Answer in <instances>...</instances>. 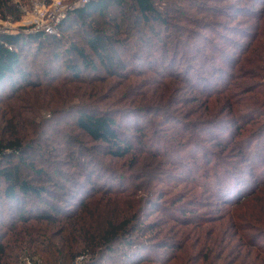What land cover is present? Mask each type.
Segmentation results:
<instances>
[{
    "label": "trees",
    "instance_id": "trees-1",
    "mask_svg": "<svg viewBox=\"0 0 264 264\" xmlns=\"http://www.w3.org/2000/svg\"><path fill=\"white\" fill-rule=\"evenodd\" d=\"M184 1L90 0L69 10L55 34L0 33V205L10 211L0 229V264H26L25 258L34 264H264V152L252 148L260 140L246 129L258 114L236 119L233 107L225 110L230 116L221 125L230 133L227 125L237 126L227 152L214 155L212 168L202 164V173L190 174V188L160 186L169 176L165 157L189 153L197 162L204 155L197 129L203 135V126H219L213 108L222 103L216 96L223 88H213L211 78L167 72L168 52L189 45L211 59L193 41L195 35L211 42L197 25L223 37L212 20L190 22ZM21 3L0 0V18L20 21ZM254 11L243 9L257 23L246 22L240 40H223L233 50L205 61L222 87L229 81L241 92L239 108L264 106V9ZM177 22L186 28L178 30ZM174 29L185 36L175 38ZM153 57L167 72L163 78L155 75ZM136 61L146 69L131 70ZM186 84L201 95H185ZM120 99L128 105L112 109ZM177 103L196 109L175 114ZM151 115L158 127L147 129ZM192 128L196 133L186 134ZM186 142L197 146L186 151ZM167 144L173 145L168 151ZM229 148L236 154L229 156ZM240 158L247 172L235 162ZM127 161V168L120 164ZM210 176L204 198L200 179ZM217 203V212L207 208Z\"/></svg>",
    "mask_w": 264,
    "mask_h": 264
},
{
    "label": "rangeland",
    "instance_id": "rangeland-1",
    "mask_svg": "<svg viewBox=\"0 0 264 264\" xmlns=\"http://www.w3.org/2000/svg\"><path fill=\"white\" fill-rule=\"evenodd\" d=\"M191 1H193V0H191ZM25 2H29V0H25ZM193 3H195V5H197L199 8L198 7L194 8V7L189 6L190 3L187 0L183 2L185 7H189V9L187 10V13L189 14V16L191 18V19H189L190 22H192L193 20L198 21L201 19H205V20H209V21L212 20V21L216 22L213 25V28L215 30H217V32H219V34L221 36H223L224 38L220 37L219 35L211 32L209 30L207 31L205 29H201V27L199 25L194 23L195 25H197V27L194 30H196V29L200 30L199 32L201 34H203V37L211 38V42H209V44H204V43H201V41H199L200 37L193 35V41L198 39V42L195 44H197L199 46V49H201L203 52H206V54H204V55H208L211 59H206L204 56L199 57L197 52H200V51H195V50L192 51L193 49H192L191 45H189L188 50H186V51L181 49V51H183V52H180V53L168 52V55L172 56V63H171V66H169L167 68V72L170 70H173L175 73H177V72L184 73L185 71H189L191 74L195 73V77L211 78L209 80V82H210V85L213 86V88H217L218 90L223 88V90L221 92L218 91V95L216 96V99L220 100V103L221 102L222 103L219 104L218 106H216L215 108H213L215 111L214 120L216 121V124H219V126L215 127L216 126L215 124L209 125V127L203 126L202 127L203 135L201 134L199 129H197L199 132L196 133L194 128L189 130L188 131L189 133H186V134H190L191 132H194L201 137L200 142H202V144H201L202 148L206 149L204 152V155H202V153H200L197 157V162H194L191 159V155L189 153H181V154L178 153L175 156L170 154L169 156L165 157L163 164H164V167L166 168L167 172L169 173V176L166 177V179H165V182L167 183V185H165V184L160 185L162 190H171V189L181 190L182 188H185V187L190 188L192 186L191 185L192 184L191 175H194L195 173H202L203 172V170H202L203 165L205 167L212 168V164L214 163V159H213L214 155L218 154L220 152H222V153L227 152L224 149V147H226L227 146L226 144H228V142H230V140H232V134H234L235 131L237 130V126L233 125V124L227 125V128L232 129V133H230L229 131L225 130L223 125H221V124H222L223 120H225L228 116H230L225 110H229L231 107H233V110L237 111L236 115L232 114L231 118L238 119L240 116L249 115V114H258L257 116H253V118L250 119L249 123L246 124V129H249V133L251 130H254L253 134H256V136H258V138L260 140L258 142H255L252 145V148L257 146L256 147L257 151H260V152L263 151L264 152V149H263L264 147H261V143L264 142V132L262 129L263 124H264V114H263L264 106L261 105L263 107H258L257 104L254 103L250 107L239 108V106H237V104H238L237 102L243 96L241 94V92H238V89H236L235 86L229 81L224 82V84H226V85L224 87H222V85H221V83H219L218 79L214 78L215 75H213L212 73L209 72V68H208L207 64L205 63V61L207 60V61H209V63L212 64L214 61L213 57L216 56V53H218V55L221 54V50L222 51L233 50L223 40H227V37H230V38L235 39V40H240L243 35H238V32L243 31L246 28L247 23L248 24L257 23L255 17H252L253 15H243L244 13H242V12H243L244 7L253 8L255 10L254 12H256V14L258 15V13H260L264 9V2H263V0H196V1H193ZM199 3H200V5H199ZM202 4H204V5L202 8H200V6H202ZM247 16H249V17H247ZM174 22H176V21H174ZM175 24H177L176 26H178L177 29L180 30L179 27L180 28H186L187 23L185 24L183 22H177ZM194 24L191 26H195ZM194 32H193V34H194ZM172 34L175 36V38H177L176 37L177 35L179 37L185 36L183 33L177 32L176 29L172 30ZM41 57H42V55H41ZM41 57H35V59L37 60L36 62L38 64H41V63L45 64L47 59H45V61H44ZM31 60H33V54L32 53L30 54V58L27 60V63L30 64ZM61 62H63L62 59L59 61V64H61ZM136 62L137 63H135V65L132 67L131 70H133L134 68H139L142 70L146 69V66H144V63H140L139 61H136ZM150 62L152 63L151 64L152 67L157 69V73H155V75H160L163 78L162 74H165V73L167 74V72H165V70H162V68H160L158 70V68L160 66L157 65V63L155 62V57L151 58ZM220 62L221 61H218V63L221 64V69H222V70H220V72L225 71V69H224L225 65H223ZM231 71L232 70H230V72ZM243 71L244 72L247 71V66L245 68H243ZM175 73H173V74H175ZM167 80H170V77H168L166 79V81ZM240 82H243V79H238L235 81L236 87ZM115 85L116 86L119 85L117 83V81H116ZM75 86L76 85H73V86L69 85L68 87L69 88H72V87L75 88ZM80 87H81V89L78 90V93L80 95H82L84 88L82 86H80ZM117 89L123 90L122 88H119V87H117ZM184 90L186 91L185 95H187L188 97H191V98H194L195 94L201 95L200 92H197V90L194 89L193 86L189 85V84H186V86H184ZM104 92L106 94H109V93L112 94L113 93L112 91H108V90H105ZM117 96L118 95L113 97L111 100L116 99ZM181 97H182V95L179 94L178 98H181ZM246 101L247 100H244L243 103H245ZM72 104L78 105V104H83V103H80L78 101V99H73ZM126 105H128V102L127 101L122 102V100H121L120 103L115 102L112 109L125 107ZM177 106H179V107L174 112L175 114H179V110H181V109L184 110V112H186V110H189L190 108H192L191 112H192V110L196 109V106L195 107H192V105L187 106L186 103L185 104L177 103ZM205 107H206V105H204L203 108H205ZM246 108H249V109H246ZM173 111H174V109H173ZM182 118H183V116H182ZM195 118H197V117H194V118L191 117L188 121L191 122L190 120L195 119ZM203 118L204 117H202V119ZM236 119H234V120H236ZM150 120L152 123H149L148 119L146 120L147 121V123H146L147 129H149L151 127L152 128L158 127L157 122L156 121L153 122V120H156V117L154 115H151ZM220 120H222V121H220ZM230 120H232V119H230ZM237 122L239 123V120ZM166 128L167 127H165V129ZM242 132H244V131L242 130ZM212 133L219 135V137L218 136L213 137ZM148 134L150 136L151 132ZM165 135L167 136V132H165ZM136 143H137V140H136ZM169 144H167V146ZM172 144L170 146H168L166 151H168L170 147H173ZM195 144L196 143H193V142H186L184 145V150L191 151L193 147L197 146ZM149 145H150V142H149ZM142 147L144 149L146 146L143 145ZM175 149L177 151H179V149H177V148H175ZM197 150H199V149H197ZM141 151H142V149H141ZM228 151H229V154H228L229 156H231L232 154H236V152H232L231 148H229ZM207 157H208V159H207ZM180 158L182 161H174V160H180ZM209 158L213 159L211 161L210 165H208V162H207V160H209ZM242 160H243L242 158L236 159L235 162H241L239 165L240 168L243 169L245 172H247L248 170H250V168L247 164H243ZM111 161L112 160L109 157L105 159V163L107 165H111ZM128 162L129 161H127L126 163L121 162L120 164L125 165V168H127ZM113 166H115L114 169L117 171V164L114 163ZM63 168H64V170H70L71 172H73V170L68 166H65ZM242 176H244V174H242ZM204 178H206V177H202L200 179L201 183L204 186V189L200 190L199 193L203 194V197L205 198L209 194V191L205 188L208 187V185L210 184V182L212 181V179L214 177L210 176V178H208L207 181H205ZM249 179L251 180L250 177H249ZM175 191L176 190H173V192H175ZM205 200L212 201L211 199H205ZM212 202H216V201L213 200ZM207 208H209V209L213 208V210L215 212H217L219 210V208H222V205H220L218 203L216 205L211 204L210 206H207ZM205 210H207V209H205ZM9 212L10 211L8 210V206L6 204H4L2 206L0 205V229H2L3 225L8 220L7 216H8ZM154 216H156V215H154ZM3 221H5V222H3Z\"/></svg>",
    "mask_w": 264,
    "mask_h": 264
},
{
    "label": "built area",
    "instance_id": "built-area-1",
    "mask_svg": "<svg viewBox=\"0 0 264 264\" xmlns=\"http://www.w3.org/2000/svg\"><path fill=\"white\" fill-rule=\"evenodd\" d=\"M90 0H29L21 3L23 17L20 21L0 18V33H18L24 28L26 33L45 32L55 34L58 26L67 12L71 9L88 3ZM12 49V47H9ZM26 264H34L29 258H25Z\"/></svg>",
    "mask_w": 264,
    "mask_h": 264
}]
</instances>
